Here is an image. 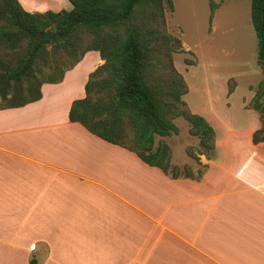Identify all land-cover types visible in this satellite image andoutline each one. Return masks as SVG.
I'll return each instance as SVG.
<instances>
[{"label":"crops","instance_id":"obj_1","mask_svg":"<svg viewBox=\"0 0 264 264\" xmlns=\"http://www.w3.org/2000/svg\"><path fill=\"white\" fill-rule=\"evenodd\" d=\"M19 2L30 13L72 9ZM104 63L90 51L40 100L0 110V264H264L259 144L228 132L216 157L200 159L198 180L171 178L70 121Z\"/></svg>","mask_w":264,"mask_h":264},{"label":"trees","instance_id":"obj_2","mask_svg":"<svg viewBox=\"0 0 264 264\" xmlns=\"http://www.w3.org/2000/svg\"><path fill=\"white\" fill-rule=\"evenodd\" d=\"M68 1L71 10L30 13L19 0H0V110L40 100L44 84L61 83L96 51L105 63L89 75L85 96L73 101L70 121L173 179L198 180L203 171L197 176L189 165L173 166L170 145H156L157 137L179 134L174 120L183 117L200 141V154L211 159L216 149L214 128L183 100L189 87L174 64L182 41L170 34L165 13L173 0ZM222 3L211 4V19ZM251 22L263 70L252 105L263 120L253 134L257 145L264 143V0H251ZM29 264L39 261L33 257Z\"/></svg>","mask_w":264,"mask_h":264},{"label":"rangeland","instance_id":"obj_3","mask_svg":"<svg viewBox=\"0 0 264 264\" xmlns=\"http://www.w3.org/2000/svg\"><path fill=\"white\" fill-rule=\"evenodd\" d=\"M221 1L211 19V4ZM173 2L172 8L165 5V13L170 34L182 41V50L174 55V64L189 87L183 100L192 113L203 116L211 124L215 139L226 140L228 132H238L242 133V142L248 145L247 137L253 140L254 132L263 126L260 113L252 108L263 70L251 22V0ZM174 123L179 134L157 137L156 145L161 141L168 143L172 163L189 159L198 176L200 171L204 172L200 159L207 156L200 154V141L191 135L190 124L183 117H177ZM257 147L264 153V143ZM211 155L216 157V149Z\"/></svg>","mask_w":264,"mask_h":264},{"label":"water","instance_id":"obj_4","mask_svg":"<svg viewBox=\"0 0 264 264\" xmlns=\"http://www.w3.org/2000/svg\"><path fill=\"white\" fill-rule=\"evenodd\" d=\"M59 35H57V37H58ZM50 39H51V31L49 30L46 34H45V36H44V41H45V43H47V44H49L50 43Z\"/></svg>","mask_w":264,"mask_h":264}]
</instances>
